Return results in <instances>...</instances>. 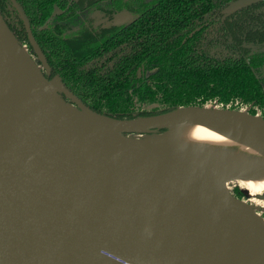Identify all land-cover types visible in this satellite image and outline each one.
I'll return each instance as SVG.
<instances>
[{"label":"water","instance_id":"obj_1","mask_svg":"<svg viewBox=\"0 0 264 264\" xmlns=\"http://www.w3.org/2000/svg\"><path fill=\"white\" fill-rule=\"evenodd\" d=\"M256 1L235 0L227 10ZM30 39L43 58L31 32ZM65 89L59 76H45L0 11V264H175L154 258L148 238L126 230L141 222L135 196L164 206L194 264H243L139 139L212 115L263 117L188 105L120 119L74 104ZM188 107L194 111L177 115ZM142 118L155 121L123 126ZM229 199L236 205L241 198L229 190ZM229 220L264 264V228L240 212Z\"/></svg>","mask_w":264,"mask_h":264},{"label":"flooded vegetation","instance_id":"obj_2","mask_svg":"<svg viewBox=\"0 0 264 264\" xmlns=\"http://www.w3.org/2000/svg\"><path fill=\"white\" fill-rule=\"evenodd\" d=\"M16 1L30 31L13 0L5 1V20L45 76L61 78L62 96L76 105L103 113L109 102L128 100L138 111L160 110L161 85L196 84L225 65L247 69L246 83L264 94V0L231 12L235 0H51L47 15L45 0L40 20Z\"/></svg>","mask_w":264,"mask_h":264},{"label":"bare ground","instance_id":"obj_3","mask_svg":"<svg viewBox=\"0 0 264 264\" xmlns=\"http://www.w3.org/2000/svg\"><path fill=\"white\" fill-rule=\"evenodd\" d=\"M192 111V107L181 108L177 115ZM154 121L142 118L123 126ZM139 142L167 171L172 183L219 227L231 254L240 263L257 264L249 245L231 224L229 214L240 212L260 228L262 224L243 199L237 200L236 205L229 199L227 181L232 177L251 191L264 192V119L247 114L212 115L174 124L166 132L141 138ZM133 203L141 222L135 229L128 225L126 230L147 237L157 260L194 264L193 252L164 206L141 196H135Z\"/></svg>","mask_w":264,"mask_h":264},{"label":"trees","instance_id":"obj_4","mask_svg":"<svg viewBox=\"0 0 264 264\" xmlns=\"http://www.w3.org/2000/svg\"><path fill=\"white\" fill-rule=\"evenodd\" d=\"M6 0H0V11L8 9ZM28 13L29 17H33L36 20H40L43 11L42 5L45 0H24V4L19 0ZM51 0L46 1L47 13L51 10ZM43 17H45L43 15ZM40 21H38V25ZM15 33V32H14ZM17 38L21 41L20 36L15 33ZM226 65L223 68V72L219 75L207 76L208 80H198L199 83H189L188 85H176L174 87L161 85L160 87L164 90L165 99L161 100L160 103L165 106L160 110L152 111H138L133 101L121 100L115 102H109L112 107L107 108L105 115L120 118L129 119L137 118L139 116H152L171 112L180 106H215L221 108L235 109L247 111L253 115H259L264 118V94L258 87L253 88L250 83H246L250 76L247 74V69L232 68L226 70ZM197 74V73H196ZM162 74H159L161 76ZM201 76L200 70L196 79ZM190 81L196 80L195 73L191 71ZM213 82V83H212ZM122 86H125L122 84ZM130 83L126 86L128 88ZM124 90V89H122ZM120 91L121 95L123 91ZM142 94V92H140ZM143 97L144 93L142 94ZM122 97V96H121ZM155 98L152 96L150 102H154ZM103 106V103H99ZM162 106V107H163ZM235 195V194H234ZM236 196V195H235ZM242 196V195H240Z\"/></svg>","mask_w":264,"mask_h":264},{"label":"rangeland","instance_id":"obj_5","mask_svg":"<svg viewBox=\"0 0 264 264\" xmlns=\"http://www.w3.org/2000/svg\"><path fill=\"white\" fill-rule=\"evenodd\" d=\"M25 47L27 46L25 45ZM227 187L233 194L237 192L239 195H242L238 198L243 199L250 205V209L253 211L255 218L262 224V228H264V192L251 191L242 185L238 179L232 177L228 179Z\"/></svg>","mask_w":264,"mask_h":264}]
</instances>
